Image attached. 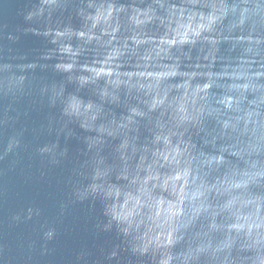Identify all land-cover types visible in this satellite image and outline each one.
<instances>
[{"label":"clouds","instance_id":"obj_1","mask_svg":"<svg viewBox=\"0 0 264 264\" xmlns=\"http://www.w3.org/2000/svg\"><path fill=\"white\" fill-rule=\"evenodd\" d=\"M17 17L0 178L46 182L51 207L9 211L31 231L0 261L264 264V0H25Z\"/></svg>","mask_w":264,"mask_h":264},{"label":"water","instance_id":"obj_2","mask_svg":"<svg viewBox=\"0 0 264 264\" xmlns=\"http://www.w3.org/2000/svg\"><path fill=\"white\" fill-rule=\"evenodd\" d=\"M23 3H25V0H0V24L12 25L18 23L17 12ZM40 46L36 38L32 36L24 37L20 44L22 48H39ZM48 190L46 182L42 181L39 184L26 183L23 176L12 177L7 182L0 178V242H7L10 249L18 247L23 237L31 231V227L28 224H20L14 228H9L6 223L9 211L18 208L24 198H35L39 204L50 209L51 201L47 195ZM14 194L18 195L14 196ZM82 214L81 208L78 207L74 210V215L79 216ZM0 264H3V262L0 261ZM38 264H60L59 254L56 257L49 258L48 262L38 261Z\"/></svg>","mask_w":264,"mask_h":264}]
</instances>
